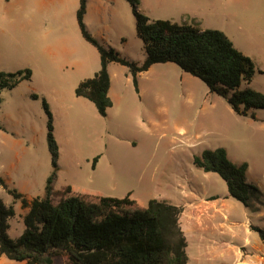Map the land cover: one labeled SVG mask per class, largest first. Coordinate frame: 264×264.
<instances>
[{"label":"rangeland","instance_id":"obj_1","mask_svg":"<svg viewBox=\"0 0 264 264\" xmlns=\"http://www.w3.org/2000/svg\"><path fill=\"white\" fill-rule=\"evenodd\" d=\"M33 2L39 8H32ZM140 2V11L151 20L227 33L256 66L253 81L243 83L241 89L264 94V0ZM78 9V0H0V72L33 74L30 81L0 94V173L8 189L26 191L28 197L46 196L54 168L44 103L59 148L58 187L116 199L168 191L176 177L193 187L189 181L196 184L205 176L195 167L194 157L219 148L227 150L232 163H246L254 181L264 182V110L242 117L223 101L227 110L213 111L209 105L223 99L196 78L201 87L186 90L179 75L184 72L175 64H170L175 71H169L162 87L143 95L127 68L113 64L114 105L106 117L77 97L80 83L93 78L101 67L98 51L80 32ZM85 22L104 46L129 61H145L144 44L127 1L88 0ZM68 53L86 62L81 73ZM213 112L220 120L217 128L207 121ZM1 196L5 204L14 206L11 195ZM15 210L19 213L20 206ZM9 223V236L19 238L25 231L19 216ZM0 264L24 263L0 257Z\"/></svg>","mask_w":264,"mask_h":264},{"label":"trees","instance_id":"obj_2","mask_svg":"<svg viewBox=\"0 0 264 264\" xmlns=\"http://www.w3.org/2000/svg\"><path fill=\"white\" fill-rule=\"evenodd\" d=\"M77 20L83 38L94 46L101 58L100 71L83 81L76 96L94 104L106 117L113 102L109 96L110 64L127 67L139 91L138 75L158 64H175L184 73L201 80L210 93L231 106L238 116L246 117L264 110V94L250 84L256 74L252 59L241 53L221 31H200L189 25L168 20H151L140 11V0H125L136 20L138 37L143 41L146 59L142 64L129 61L112 47L104 46L89 31L85 16L88 0H79ZM32 72H0V94L30 81ZM2 99L0 98V109ZM48 143L54 168L46 187L45 198L27 201L17 190L8 189L15 201L28 209L23 222L25 231L12 239L9 221L16 215L0 197V257L24 264H188L187 241L179 219L181 208L166 201L152 200L143 209L131 200L83 195L70 187L54 190L59 148L54 138L53 119L48 105ZM254 116V114H252ZM97 161V159L95 160ZM196 168L218 174L227 184L230 196L248 210L263 200L262 192L247 183L248 165L231 162L224 148L205 150L194 157ZM7 188L0 175V189ZM264 241V231L258 230Z\"/></svg>","mask_w":264,"mask_h":264},{"label":"crops","instance_id":"obj_3","mask_svg":"<svg viewBox=\"0 0 264 264\" xmlns=\"http://www.w3.org/2000/svg\"><path fill=\"white\" fill-rule=\"evenodd\" d=\"M24 2L26 3V0H24ZM31 7L39 8L38 4H35V2L31 4ZM22 10H25V6H23ZM30 18H34V15ZM228 38L231 40L230 37ZM68 55L69 58L72 59L73 66L81 73L82 69L86 67V62L74 53H68ZM113 64H110L108 67L111 79L110 92L113 81L111 75V68ZM127 70L131 75V80L134 85L133 75L128 68ZM171 70L175 71L170 64H158L152 66L147 72L140 73L138 75L140 93L143 95L151 90H157L162 87L164 79L168 77L169 71ZM97 73H95V75ZM179 75L186 86V90L191 91L194 87H201L199 86L200 84L194 82L196 80H194L195 77L192 75L187 73H179ZM110 92L109 96L111 98ZM111 100L113 102L112 98ZM223 101L227 103L224 99L220 101L214 100L209 107L213 111L227 110ZM212 114L213 115L208 116L207 121L214 126V128H217L218 124H220V120L217 116L215 117L214 112ZM228 157L230 159L229 154ZM59 161L60 160H58V164ZM204 173L205 176H203V181L196 184H192L190 181L188 182L189 185H193V187L182 184V180L176 177L173 180L172 187L168 191L156 190L154 192L147 193L146 197L143 195H133L134 193H130L127 196H129L131 200L135 201L138 206L143 209H147L150 201L152 200L166 201L181 208L182 212L179 223L187 241L188 264H264V241L258 231H264V182L254 181L248 171L246 177L247 183L256 186L263 194V200L259 203H255L254 210L250 211L241 202L230 196L226 182L218 174ZM223 183H225L226 188ZM6 185L8 186L7 181ZM53 187L55 191H62L70 186L58 187L55 180ZM70 188L72 189V187ZM26 189L28 190V188ZM3 192L9 194L8 188L2 187L0 189L1 198V194ZM18 193H20L27 201L37 198V196L35 197L34 195L28 197L25 195L26 191H19ZM13 200L15 207L20 206V211L18 213L16 212L15 207L11 205L14 207L16 213L15 218L19 216L21 222L24 224L23 218L28 213V209H23L21 201H15V199ZM5 205L8 206L7 204Z\"/></svg>","mask_w":264,"mask_h":264}]
</instances>
